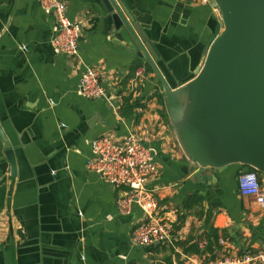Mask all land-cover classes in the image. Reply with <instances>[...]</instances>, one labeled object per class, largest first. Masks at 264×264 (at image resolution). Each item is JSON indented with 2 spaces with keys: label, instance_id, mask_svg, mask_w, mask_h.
<instances>
[{
  "label": "crops",
  "instance_id": "1",
  "mask_svg": "<svg viewBox=\"0 0 264 264\" xmlns=\"http://www.w3.org/2000/svg\"><path fill=\"white\" fill-rule=\"evenodd\" d=\"M64 1L80 27L78 58L53 51L54 19L39 0H0V132L15 161L12 174L0 135V264H247L222 261L264 248V207L237 190L245 168L229 164L211 183L193 176L195 167L162 115L163 89L154 72L144 71L129 115L122 98L80 96L85 66H95L106 90L119 94L132 66L145 67L146 60L131 35L115 28L102 0ZM211 1L122 0L159 70L174 82L191 75L222 30ZM130 131L154 149L158 174L146 185L171 226L169 240L132 244L141 210L133 205L120 214L121 189L86 168L93 156L88 140H119ZM194 191L202 203L187 209L184 200ZM176 241H204L199 248L209 249L188 253Z\"/></svg>",
  "mask_w": 264,
  "mask_h": 264
},
{
  "label": "water",
  "instance_id": "2",
  "mask_svg": "<svg viewBox=\"0 0 264 264\" xmlns=\"http://www.w3.org/2000/svg\"><path fill=\"white\" fill-rule=\"evenodd\" d=\"M213 1L222 30L191 75L174 82L159 70L157 55L122 0H102L115 28L131 35L137 55L158 78L176 140L195 167L193 176L207 183L215 182L216 172L229 164L250 166L264 175V0ZM0 135L14 174L12 150Z\"/></svg>",
  "mask_w": 264,
  "mask_h": 264
},
{
  "label": "built area",
  "instance_id": "3",
  "mask_svg": "<svg viewBox=\"0 0 264 264\" xmlns=\"http://www.w3.org/2000/svg\"><path fill=\"white\" fill-rule=\"evenodd\" d=\"M206 2L208 0H200ZM44 13L53 16L50 43L55 53L73 58L79 57L80 27L66 13L64 0H39ZM211 3L216 6L214 1ZM145 67L139 66L129 79V84L119 94L110 93L100 82V73L95 66L83 68L77 83V93L85 98H102L110 102L115 97L122 98L135 95L142 80ZM92 158L86 161L89 171L99 174L108 183L121 189L116 199L120 214H129L133 205L142 213L141 220L131 233V243L148 245L155 241L169 240L170 224L158 213V202L147 188V182L157 176L158 164L155 152L145 143V139L135 131L128 132L122 139L115 140L108 135H99L87 141ZM237 190L241 196L249 197L260 207H264V175L254 170H243L237 174ZM204 241L199 243L203 246ZM223 262H244L247 264H264V248L247 249L241 258Z\"/></svg>",
  "mask_w": 264,
  "mask_h": 264
},
{
  "label": "trees",
  "instance_id": "4",
  "mask_svg": "<svg viewBox=\"0 0 264 264\" xmlns=\"http://www.w3.org/2000/svg\"><path fill=\"white\" fill-rule=\"evenodd\" d=\"M138 67V64H134L131 68V73L129 76L132 75L133 71ZM145 70L146 72H153L151 66L149 65V63L145 62ZM160 103L162 104V115L164 117L167 118V114H166V111H165V108H164V104H163V99H160L159 100ZM123 105H122V113L124 115H129L131 113V110H132V107H133V104H131V97L130 95L128 96H124L123 97ZM127 110V113H124V111ZM245 170H254L256 172H258L257 170H255L254 168L250 167V166H245V165H242ZM259 173V172H258ZM263 174L259 173V176H261ZM202 195L198 192V191H194L192 193H190L189 195L186 196L185 200H184V207L185 208H193L197 205H200L202 203ZM215 238H208V243L211 242L212 240H214ZM175 245H179L181 247L184 248V251L188 252V253H196V254H201L203 253L205 250L209 249L208 246L206 245L203 249L199 248V246L197 245V243H191V244H188L187 242H174Z\"/></svg>",
  "mask_w": 264,
  "mask_h": 264
}]
</instances>
